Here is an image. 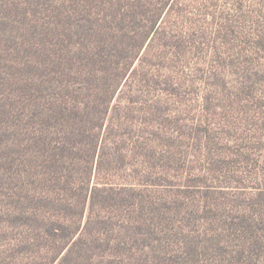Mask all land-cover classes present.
Instances as JSON below:
<instances>
[{
	"label": "trees",
	"instance_id": "obj_1",
	"mask_svg": "<svg viewBox=\"0 0 264 264\" xmlns=\"http://www.w3.org/2000/svg\"><path fill=\"white\" fill-rule=\"evenodd\" d=\"M175 2L0 0V248L16 247L30 264H255L264 256L253 211L225 209L240 236L202 233L200 220L219 228L223 209L207 195L173 201L162 183L176 170L171 157L160 142L130 134L143 130L135 106L148 103L152 49L184 46L167 24ZM174 207L192 225L174 220Z\"/></svg>",
	"mask_w": 264,
	"mask_h": 264
},
{
	"label": "rangeland",
	"instance_id": "obj_2",
	"mask_svg": "<svg viewBox=\"0 0 264 264\" xmlns=\"http://www.w3.org/2000/svg\"><path fill=\"white\" fill-rule=\"evenodd\" d=\"M167 21L173 23V33L184 46L152 49L146 67L155 77L142 88L148 103L135 106V115L144 120L136 121L143 130L135 127L136 133H130L133 141L160 142L171 157L176 170L162 183L173 201L208 196L212 207L223 209L222 218L214 224L219 228L212 227L207 215L200 220L202 233L218 229L228 237L240 236L242 232L233 233L230 215L225 218L229 207L253 211L261 229L264 0H176ZM146 121L150 125L145 126ZM133 147L132 142L131 152L137 149ZM183 211L174 207L170 216L174 220L187 217L192 225ZM225 219L227 223L222 222ZM191 225L186 229L190 231ZM259 241H264V234ZM26 262L30 264L16 247L0 248V264ZM255 264H264V256Z\"/></svg>",
	"mask_w": 264,
	"mask_h": 264
}]
</instances>
